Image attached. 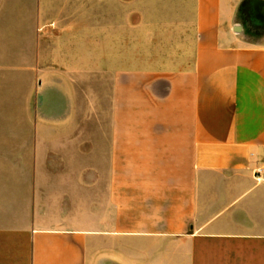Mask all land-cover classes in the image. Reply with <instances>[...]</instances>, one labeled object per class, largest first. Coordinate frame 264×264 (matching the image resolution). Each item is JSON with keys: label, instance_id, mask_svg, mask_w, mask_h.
<instances>
[{"label": "crops", "instance_id": "crops-1", "mask_svg": "<svg viewBox=\"0 0 264 264\" xmlns=\"http://www.w3.org/2000/svg\"><path fill=\"white\" fill-rule=\"evenodd\" d=\"M174 6L165 54L0 128V264H264V0Z\"/></svg>", "mask_w": 264, "mask_h": 264}, {"label": "rangeland", "instance_id": "rangeland-1", "mask_svg": "<svg viewBox=\"0 0 264 264\" xmlns=\"http://www.w3.org/2000/svg\"><path fill=\"white\" fill-rule=\"evenodd\" d=\"M0 128L54 126L66 100L85 94L92 59L127 68L165 54L181 33L174 3L194 0H0Z\"/></svg>", "mask_w": 264, "mask_h": 264}, {"label": "built area", "instance_id": "built-area-1", "mask_svg": "<svg viewBox=\"0 0 264 264\" xmlns=\"http://www.w3.org/2000/svg\"><path fill=\"white\" fill-rule=\"evenodd\" d=\"M257 176L259 177V178H258V181H259V182H264V179L261 178V176H262L261 171H258V172H257Z\"/></svg>", "mask_w": 264, "mask_h": 264}]
</instances>
